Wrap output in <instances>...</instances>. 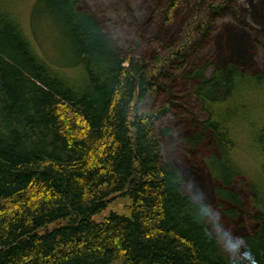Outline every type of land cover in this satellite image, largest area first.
Instances as JSON below:
<instances>
[{"label":"trees","instance_id":"1","mask_svg":"<svg viewBox=\"0 0 264 264\" xmlns=\"http://www.w3.org/2000/svg\"><path fill=\"white\" fill-rule=\"evenodd\" d=\"M35 3L56 61L0 1V264H264V0Z\"/></svg>","mask_w":264,"mask_h":264},{"label":"rangeland","instance_id":"2","mask_svg":"<svg viewBox=\"0 0 264 264\" xmlns=\"http://www.w3.org/2000/svg\"><path fill=\"white\" fill-rule=\"evenodd\" d=\"M7 4L10 10L11 16L18 23L28 40L37 49V52L44 56L47 60L56 61L57 52L60 51L59 42H61L59 30L50 23L44 15L41 14V9L36 8V0H0ZM147 0H80V8L87 10L94 15H99L108 20L109 27L114 30H118L122 34L125 33L124 27H122L121 18H128L127 13L130 11H137L144 6ZM35 6L34 10L33 7ZM128 11V12H127ZM33 13V14H32ZM119 18V21L117 20ZM31 19L34 22L35 27L42 29V41H44V50L42 45L40 46L35 41V36L31 31ZM197 18H191L184 26V32L179 39L178 47L181 49L186 46L193 37V26H195ZM41 30L39 31V33ZM45 51V52H44ZM44 54V55H43ZM68 73V72H67ZM67 75V74H65ZM264 114V112H262ZM264 118V116H263ZM239 138V137H238ZM241 147H244L241 141L238 142ZM238 147L235 159L238 163L247 169L248 171H255L256 158L250 156V152L246 149ZM121 204L119 200L112 202L108 208L100 215L94 216L93 222L97 224L103 223L111 213L115 212L120 214L124 210V214H129L126 208Z\"/></svg>","mask_w":264,"mask_h":264},{"label":"clouds","instance_id":"3","mask_svg":"<svg viewBox=\"0 0 264 264\" xmlns=\"http://www.w3.org/2000/svg\"><path fill=\"white\" fill-rule=\"evenodd\" d=\"M201 211L203 213H210V206L207 204H203L201 207ZM244 239L242 237H237L236 238V243L235 244H230L229 245V250H235L236 247H238L239 244L244 243ZM243 256L246 260H248L249 264H256L255 259L252 257L251 251H245L243 253Z\"/></svg>","mask_w":264,"mask_h":264}]
</instances>
